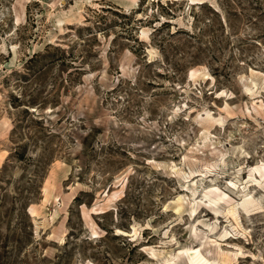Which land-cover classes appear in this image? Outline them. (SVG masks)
<instances>
[{
    "label": "rangeland",
    "instance_id": "1",
    "mask_svg": "<svg viewBox=\"0 0 264 264\" xmlns=\"http://www.w3.org/2000/svg\"><path fill=\"white\" fill-rule=\"evenodd\" d=\"M0 264H264V0H0Z\"/></svg>",
    "mask_w": 264,
    "mask_h": 264
},
{
    "label": "bare ground",
    "instance_id": "2",
    "mask_svg": "<svg viewBox=\"0 0 264 264\" xmlns=\"http://www.w3.org/2000/svg\"><path fill=\"white\" fill-rule=\"evenodd\" d=\"M210 117H211V116H210ZM211 118H212V117H211ZM211 118H210V119H211ZM229 213L234 214V209H233V208L230 209V210H229Z\"/></svg>",
    "mask_w": 264,
    "mask_h": 264
}]
</instances>
